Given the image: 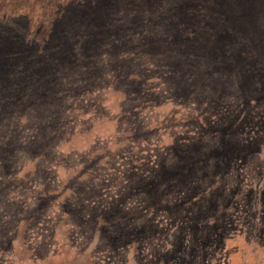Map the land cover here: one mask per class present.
I'll list each match as a JSON object with an SVG mask.
<instances>
[{
    "label": "rangeland",
    "instance_id": "1",
    "mask_svg": "<svg viewBox=\"0 0 264 264\" xmlns=\"http://www.w3.org/2000/svg\"><path fill=\"white\" fill-rule=\"evenodd\" d=\"M0 264H264V0H0Z\"/></svg>",
    "mask_w": 264,
    "mask_h": 264
}]
</instances>
